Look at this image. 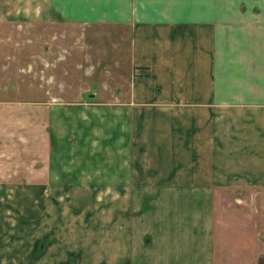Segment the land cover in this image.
Returning a JSON list of instances; mask_svg holds the SVG:
<instances>
[{"label":"crops","instance_id":"0c3cea01","mask_svg":"<svg viewBox=\"0 0 264 264\" xmlns=\"http://www.w3.org/2000/svg\"><path fill=\"white\" fill-rule=\"evenodd\" d=\"M48 2L125 30L128 99L102 114L98 146L88 128L79 135L93 165L70 171L117 197L83 214L79 244L62 245L55 208L22 215L24 228L0 231V264H264L254 212L241 208L252 200L216 207L218 191H264V0ZM39 163L19 171L0 154V190L35 202V191L62 189L61 165Z\"/></svg>","mask_w":264,"mask_h":264},{"label":"rangeland","instance_id":"374dc122","mask_svg":"<svg viewBox=\"0 0 264 264\" xmlns=\"http://www.w3.org/2000/svg\"><path fill=\"white\" fill-rule=\"evenodd\" d=\"M48 3L0 0V139L7 140L0 142V154L19 171L28 165L39 167L42 157L52 166L61 165L65 186L35 191V202L22 196V191L0 190L4 220L0 231L6 234L13 225L24 228L27 223L21 221L22 215L47 216L55 208L62 215V245L68 246L84 242L88 234L86 221L80 222L83 214H100L107 204L103 201L117 197L116 191L85 188L86 174L73 177L70 171L84 172L93 165L92 158L80 154L91 151V144L88 149L77 139L86 137L88 128L98 146L102 114L110 111V119L114 118L122 112L117 104L128 99L125 88L130 68L124 28L102 23L100 17L72 20L67 14L50 11ZM13 175L16 181L23 174ZM75 178L82 188L71 187ZM37 193L44 196L45 209ZM235 196L252 200L241 208L253 210L258 238L264 241V191L221 190L216 194V207L239 208L230 202ZM14 214L18 222L7 221L6 216Z\"/></svg>","mask_w":264,"mask_h":264},{"label":"water","instance_id":"95a60500","mask_svg":"<svg viewBox=\"0 0 264 264\" xmlns=\"http://www.w3.org/2000/svg\"><path fill=\"white\" fill-rule=\"evenodd\" d=\"M264 261V260H263Z\"/></svg>","mask_w":264,"mask_h":264}]
</instances>
